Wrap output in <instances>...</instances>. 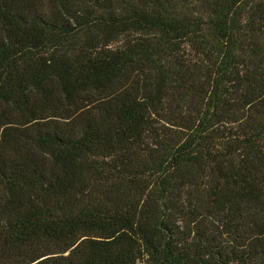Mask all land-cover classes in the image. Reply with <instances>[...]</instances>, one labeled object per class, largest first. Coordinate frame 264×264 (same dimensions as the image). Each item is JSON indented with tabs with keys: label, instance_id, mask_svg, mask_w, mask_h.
I'll use <instances>...</instances> for the list:
<instances>
[{
	"label": "trees",
	"instance_id": "1",
	"mask_svg": "<svg viewBox=\"0 0 264 264\" xmlns=\"http://www.w3.org/2000/svg\"><path fill=\"white\" fill-rule=\"evenodd\" d=\"M0 264H264V0H0Z\"/></svg>",
	"mask_w": 264,
	"mask_h": 264
}]
</instances>
